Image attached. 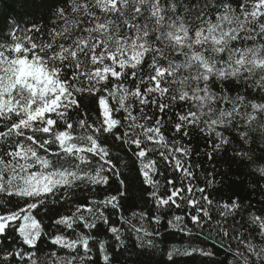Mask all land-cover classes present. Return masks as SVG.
I'll use <instances>...</instances> for the list:
<instances>
[{
  "label": "snow or ice",
  "instance_id": "snow-or-ice-1",
  "mask_svg": "<svg viewBox=\"0 0 264 264\" xmlns=\"http://www.w3.org/2000/svg\"><path fill=\"white\" fill-rule=\"evenodd\" d=\"M16 2L43 22L0 27V264H264V0ZM229 152L255 202L201 184Z\"/></svg>",
  "mask_w": 264,
  "mask_h": 264
},
{
  "label": "trees",
  "instance_id": "trees-1",
  "mask_svg": "<svg viewBox=\"0 0 264 264\" xmlns=\"http://www.w3.org/2000/svg\"><path fill=\"white\" fill-rule=\"evenodd\" d=\"M27 13V15H25ZM23 16V19L20 21V26L23 27L24 24L31 21L33 16L37 18V22H43L40 18L43 16V10L42 9H35V8H29V9H20L16 0H0V27L6 26L11 18L14 16ZM192 145L196 148L197 151L205 150V140L199 137L194 136L192 138ZM231 153H222L216 157L213 161H208L207 157L201 156L199 158L200 163L203 165V169H197V175L201 177V184L203 183V175L206 171H212L213 168H215L217 173L223 174V183H218L215 185V187L218 189V191L215 193L218 197H224L227 198L228 196H232L234 194H238L241 196H247L250 198L253 202L260 199V196L258 193H255L252 191L250 187V181L251 177L242 174L239 172L235 165L230 164L227 157ZM192 159L194 162L197 161V156L193 154ZM227 170V171H226ZM217 180H221V175H217ZM130 215V213H129ZM170 217H165V220L162 221V223H165L166 227V220ZM45 223H48L47 218H45ZM170 231V230H169ZM103 227L101 226V233H103ZM162 234L165 237V244L161 245V247H170L173 244L176 245H182L184 241L181 239L179 234H176L174 236H169L168 233L165 231V229H161ZM126 236V243L128 245L129 252H132L134 249V246L136 245V238L134 235H130L128 233L125 234ZM101 238H107L104 235H101ZM109 239V243H112L111 239ZM160 237H157V242L159 243ZM12 244V238L11 234L8 239L0 240V246L4 245H11ZM42 247L45 248V250H48L47 243H43ZM135 251H141L140 249H135ZM144 251H150L148 249H144ZM136 257L133 255L132 259H135ZM143 259V258H141ZM219 260L224 259L223 252L217 257ZM199 258H197L196 261H193L188 258H181L179 259V264H198ZM120 264H124V258H121ZM129 264H131V261H129Z\"/></svg>",
  "mask_w": 264,
  "mask_h": 264
}]
</instances>
